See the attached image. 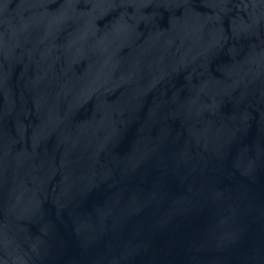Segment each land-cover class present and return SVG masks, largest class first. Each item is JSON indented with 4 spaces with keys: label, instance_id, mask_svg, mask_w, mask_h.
Listing matches in <instances>:
<instances>
[{
    "label": "water",
    "instance_id": "95a60500",
    "mask_svg": "<svg viewBox=\"0 0 264 264\" xmlns=\"http://www.w3.org/2000/svg\"><path fill=\"white\" fill-rule=\"evenodd\" d=\"M0 264H264V0H0Z\"/></svg>",
    "mask_w": 264,
    "mask_h": 264
}]
</instances>
